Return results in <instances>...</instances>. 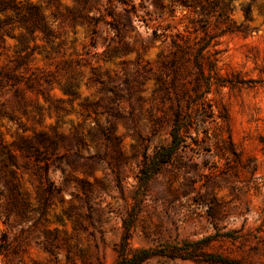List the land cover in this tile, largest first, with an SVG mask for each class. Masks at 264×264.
Masks as SVG:
<instances>
[{
	"label": "rangeland",
	"instance_id": "374dc122",
	"mask_svg": "<svg viewBox=\"0 0 264 264\" xmlns=\"http://www.w3.org/2000/svg\"><path fill=\"white\" fill-rule=\"evenodd\" d=\"M2 1L55 35L0 10V264H112L138 190L133 249L209 237L264 264V0ZM177 111L185 141L140 189Z\"/></svg>",
	"mask_w": 264,
	"mask_h": 264
},
{
	"label": "trees",
	"instance_id": "16d2710c",
	"mask_svg": "<svg viewBox=\"0 0 264 264\" xmlns=\"http://www.w3.org/2000/svg\"><path fill=\"white\" fill-rule=\"evenodd\" d=\"M219 2L216 1L212 4V8L218 7ZM14 8L18 14L19 20L25 26L28 33L32 34L36 30L41 31L47 38H51L55 35V30L52 27L47 16L36 6L28 5L26 11H20L10 1L0 2V10L5 8ZM222 12L228 10V4L221 6ZM245 18L251 19V6L247 5L243 8ZM11 22L10 19L5 20L3 23ZM3 23L1 25H3ZM201 67V66H200ZM0 75L3 72L0 70ZM11 79H15L11 77ZM190 124H185V121L180 118L178 111L176 112L175 119L173 122V128L171 130V142L167 145L158 147L152 155H146L144 164L140 169V189L146 187L149 180L158 173L164 165L169 163L175 153L180 149L184 143V137L181 133L184 127ZM22 148H27L25 144H21ZM144 191L138 190L135 195V204L132 210L128 213L124 219V234L122 236L121 244L118 249V258L112 264H142L151 256H168L171 258H182V259H196L202 257L206 261H210L212 264H248L241 260L229 258L220 254L200 252V247L196 244L199 242H205L209 240V237L199 241H186L183 243L166 244L159 248L141 247L133 249L130 246L131 229L133 228L134 222L138 212L141 210V203L144 200ZM224 236L234 237L232 231H228ZM213 236H210V240Z\"/></svg>",
	"mask_w": 264,
	"mask_h": 264
}]
</instances>
